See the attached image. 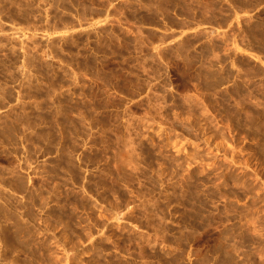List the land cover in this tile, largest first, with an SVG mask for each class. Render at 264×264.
Here are the masks:
<instances>
[{"label": "rangeland", "instance_id": "374dc122", "mask_svg": "<svg viewBox=\"0 0 264 264\" xmlns=\"http://www.w3.org/2000/svg\"><path fill=\"white\" fill-rule=\"evenodd\" d=\"M0 264H264V0H0Z\"/></svg>", "mask_w": 264, "mask_h": 264}]
</instances>
